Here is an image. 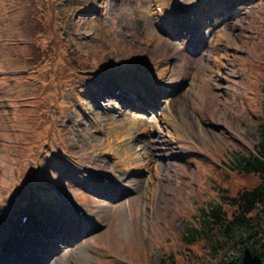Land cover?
I'll return each instance as SVG.
<instances>
[{
  "label": "rangeland",
  "instance_id": "rangeland-1",
  "mask_svg": "<svg viewBox=\"0 0 264 264\" xmlns=\"http://www.w3.org/2000/svg\"><path fill=\"white\" fill-rule=\"evenodd\" d=\"M180 2L184 7L189 6L188 11H194L195 7L201 10V14H194L197 17L192 20L200 29V32H196L198 37L208 34L212 38L216 34L218 39L222 34L218 49L213 51L209 44L204 43L202 63L195 73L198 78L197 83H200L199 78L204 80L203 76L209 75V67L213 69L216 66L215 61L222 65L209 85L204 80L202 103L194 94L193 99H182L176 105H172L171 111L167 110V114H171L175 123L172 127H177V130H169L172 135L175 133L180 135L177 136L178 140L167 134L160 121L162 118L160 111L164 105L171 102L172 98L177 96L184 98L186 94H192L190 88L194 79V70L190 71V76L187 74V79L182 80L176 90L163 99L165 103L152 100L135 102L136 105H145L154 109L152 111L149 108L153 113L146 111L142 113L154 117L159 122L168 140L166 144L168 149L165 152L156 149L163 159L159 178L155 175L153 167L155 164L152 161L151 166L148 165L147 168L142 159L135 158L139 161H133L131 167H125L132 170L125 175L119 164H116L118 160L114 159L113 153L103 154L99 148L92 147V144H95L92 143L94 138L98 140L108 138V132L104 134V130L108 131L110 122L116 120L114 124H118L119 120H123L120 112L125 109L121 100L110 95V93L115 94L114 86L105 85L104 82L94 84V80L105 75L107 76L105 81L114 78L117 80V86H121L122 89L132 87L145 94L144 87L150 88V81L145 79L144 82L142 78L140 80L142 86H140L139 82L131 83L121 77H130L128 73L131 72L142 77L144 73L149 77L154 73L150 80L153 81L152 85H155V88L160 90L171 87L175 75L170 69H177L178 57L170 55L167 58L163 54L152 52L153 42L167 36L156 28H153V33L147 32L142 23L144 19L140 15L145 9L151 16L155 15L157 9L168 12L176 5L175 0H118L117 2L38 0L42 17L47 15L49 20L58 17L62 19L59 21L60 34L68 38L73 53L84 56L85 64L90 63L94 66L91 68L103 64L107 67L101 68L96 73L82 72L83 75L91 72L90 74L94 76L79 79L77 84L79 88L67 92L63 90L61 94H57L59 101L54 104L55 106L53 105L51 114L55 126L61 130L65 138L59 145L67 152L64 153L60 149H56L57 152L50 150L49 143L46 147L42 146L43 149H47L49 156L45 164L38 166L37 172L34 166L30 165V161L33 160L30 151L36 144V140H32L30 135L35 136L41 130L42 124L36 121L39 107L46 99L53 98L57 93L54 82L58 77L53 78V74L48 72L44 64L35 69L39 72V76L35 75L38 82L36 85L33 81L24 82V78L20 76L11 77L12 74L25 73V71L11 70L26 66L22 55L26 54L25 50L27 45H30L29 42L35 41L36 38L22 31L23 26L26 29L21 22L24 21L25 5L29 0H8V5L7 0H0L2 15L0 16V78L3 76L5 77L1 79L6 78L0 82V174L10 175L7 177L9 182L11 181L10 187L15 183H20L22 186L13 192L3 183L0 184V195L6 198L5 201L0 202L1 207L5 209H0V212L7 214V229H13V225H17L22 215L18 212L22 197H27L30 203L32 200L38 202V210L30 217L28 226L32 222L35 227H46L39 222L45 221L48 213H58L62 207L57 193L64 198L67 194L69 201L78 202L79 206L85 205L95 210L99 218V223L91 225L86 235L82 236L85 239L77 240L72 246L74 253L70 256L78 254L80 250H87L90 257L85 264H148L149 261L150 264H154V259L155 264H160L163 253L172 248L171 236L184 230L190 217L193 219V214L197 212V206L219 199L217 188L224 187L236 193L238 189L251 187L257 181L251 175L228 171L224 161H227L232 151H248L260 141L257 126L261 123V103L264 100V0H231L230 8L224 9L225 11L220 10L217 15V18L221 16L222 20L214 21L211 18V23L205 22L204 17L207 15L204 12L211 8H222V0H217V3L212 0H180ZM180 24H183L182 21ZM56 33L57 29H53L49 36V39H54V43L49 44L51 46L56 43ZM80 33L88 37L85 38ZM13 37H17V40L23 39L27 45L15 43L12 47L10 44L7 47V38H9L8 43H11ZM41 50H44V46ZM153 68H156L155 72ZM163 71L165 75L161 76L162 81L157 77L155 79V75ZM91 86L96 89L94 90L96 96L109 92L106 96H97L98 108H101V111L89 100L90 95H93L90 93ZM138 87L140 89H137ZM34 97H36L34 104L30 103L26 106L29 99ZM154 100H158V97ZM86 101L90 102L87 106H85ZM65 104L68 108L60 109V105ZM103 109L109 113V116L114 115L111 116L114 120L105 119L98 125L92 115L97 111L103 115ZM32 111L37 115L33 114L28 118L30 126L26 127L23 119ZM134 113L142 114L140 111H130L131 115ZM59 117H63L61 119L63 122L57 120ZM68 120L70 125H66L71 127L63 129L62 125ZM27 133L28 140H26ZM136 135L140 138H150L143 131ZM56 139L57 133H54L51 141L55 144ZM153 139L155 142L160 140L157 137ZM7 142L12 145L7 147ZM156 146L162 148L165 145L156 143ZM23 150L30 152L22 157L32 169H26L27 173L24 171L28 180L16 176L20 170L17 167L22 159L11 158L15 154L21 156ZM99 161L101 164L97 165ZM85 171L93 175L101 173L99 175L107 183L113 179L110 188L109 186L100 188L98 185L100 182H93L91 186L79 183L78 178L84 175ZM31 174L32 178L39 176V179L35 178L33 185L24 186L25 182L31 181ZM116 176L125 187L120 188L115 184ZM46 181L58 185L65 194L44 193L48 201L46 203L38 194L44 188L47 191L52 189ZM88 182H91L90 179ZM137 182H140L138 189L135 188ZM112 188L121 189L124 192L123 197L118 198ZM3 192H7V195ZM1 196L0 200L3 198ZM132 198L135 200L129 204L128 200ZM103 205L108 207L103 208ZM99 207H102L101 211ZM52 220L53 223L49 224L47 221L46 225H54L55 219ZM38 241L43 243L42 239ZM62 263L65 264L64 261ZM68 263L73 264L72 261Z\"/></svg>",
  "mask_w": 264,
  "mask_h": 264
},
{
  "label": "bare ground",
  "instance_id": "bare-ground-1",
  "mask_svg": "<svg viewBox=\"0 0 264 264\" xmlns=\"http://www.w3.org/2000/svg\"><path fill=\"white\" fill-rule=\"evenodd\" d=\"M214 3H217V0L213 1ZM225 2V0L223 1ZM176 3V9L172 10V12L170 13V19L166 20L163 19L159 20L156 19L155 15L151 16L150 12L147 11L146 9L141 13L140 17L144 19V25H145V29L147 32H152L153 33V28L156 27L158 28L159 31H164V32H168L171 33L170 30L172 29H177L172 27V23H178L180 19L182 18H186L185 16V8L182 6V4H180V0H175ZM210 11L206 12L209 15H213L215 14L214 11H211V9H209ZM141 12V10H140ZM189 14H193L192 12ZM189 18V16H188ZM187 20V19H185ZM192 30L190 31L192 34L195 33V27H191ZM170 29V30H169ZM81 34V33H80ZM82 36H84L85 38L88 37L85 34H81ZM217 37V36H216ZM213 38L209 39V37L207 35L203 36L200 40H204L206 42H208L210 45L213 46L214 50L218 49V45H219V40L222 38V34L220 35V38ZM151 41L153 42V40L151 39ZM190 42V39L188 38H183L180 41H175L173 40V38H165V39H159L157 40L155 43L153 42V49L152 52L155 54H163L165 55V57L168 58V56L170 55H174L176 57H178L179 62L176 66V70L174 69H170L171 72H173V74L175 75L172 79V85L171 87H168L166 89L161 88L160 90H154L152 89V94H149L148 92V88L145 86L144 88H146V91L148 92L147 94L149 95H154L158 98H163V97H167L171 94L172 91L177 89V86L180 85L181 81L184 79H187V74L190 76V71L194 70V79L192 80L191 83V92L192 94H186L184 98L182 97H174L172 98L169 104H166L162 107L160 113L161 116H163L162 118H160L161 122L163 123V127L167 130V134L171 135V138H177L178 135L177 133H175L174 135H172L171 130L169 129H174L177 130V127L175 126L174 128L172 126L175 125V123H173V119L172 116H170L171 114H167V110L170 109V111L172 110V105H176L179 101H181L182 99L185 100H189V99H193V95L195 94L196 97L199 99L200 103L203 102L204 100V92H203V87L205 86L204 84V80L205 82H207V84L209 85L210 81L215 79L216 74L218 73V68L222 65L220 63H218L217 61H215L214 63H216V66L212 69L211 66L209 67V75L208 76H203L204 80H202V78H199L200 83H197V75L195 73L198 72V67L200 66V64L202 63V52L199 49L198 45L195 48L196 49V53H189L187 52V45ZM213 66V65H212ZM154 72L156 70V68H153ZM206 71V70H205ZM165 72L163 71L161 74L159 75H155V77H161L164 76ZM128 76L130 77H121V79H125L127 81H130L131 83L134 82H139L141 83L140 86H142V82L140 81L142 78L151 81L150 77L154 76V73L150 74V77L148 76V74L146 75L144 73V76L142 77L141 75H137L134 72L128 73ZM133 76V77H132ZM104 77H99L98 81H103ZM129 79V80H128ZM152 84V83H150ZM137 93V92H136ZM144 94L142 95L141 93V97L143 100H150L149 95ZM127 95V94H126ZM93 98V100L89 99L91 102L96 104V109H99L101 111V108H98V102H97V98H95V96H91ZM124 100L122 101V103L124 105L129 106V104L126 101H131L129 97L125 96L123 98ZM88 104H90V102L86 101L85 102V106H87ZM133 108H136L134 105H132ZM169 106V108H168ZM149 108H144V110L146 112L149 111ZM100 111L94 112V115H92V117H94V119L96 120V123L98 125L102 124L103 120H114V115L109 116V113L103 109V115H100ZM152 111H154V109H152ZM159 114V113H158ZM157 114V115H158ZM160 116V117H161ZM148 117V116H146ZM146 117H140L138 115H129V112H126L125 114V118L123 120H119L118 124H114V121H112V123L110 122L111 126L109 127L108 131L104 130V134H106L107 132V139H96L94 138V136L90 135L93 139V142H95V144H92L93 148H99V150L104 153V152H110V151H115V157L118 159V163L120 164L121 168H122V172L124 174L131 172L132 170H128L125 167H131L133 164V161H139L135 158H140L142 159L144 163V165L146 164V167L148 168V165L151 166V161L154 162V168H155V175L157 177H161V173H162V158L159 156L161 154H158L156 152V149H160L161 151L165 152V150H167L168 148L166 147V144L168 143L167 137L166 135L163 133L161 126L158 124L159 122L156 121V119L154 117H149L151 118L150 120H148ZM213 117V116H212ZM175 122V121H174ZM73 124V123H72ZM174 124V125H173ZM201 128L199 127V130ZM141 131L147 133V135L150 136L149 137H145V138H140L138 135ZM203 130L201 129V132ZM146 135V136H147ZM154 137L159 138L160 140H158L157 142H155V140L153 139ZM140 139V140H138ZM136 141H139V143H136ZM156 143L160 144V145H165L162 148H158L159 146H156ZM101 161H99L98 164H100ZM86 176L80 177L79 178V182L82 184H89L86 179H84V177H90L92 180L93 179H97V180H101V177L99 174H89L87 171L85 172ZM117 184L120 186V188L125 187L124 184L122 182L117 181ZM4 183H6L7 185L10 184L11 182H9V180L4 181ZM99 187L101 188L103 185H106L105 183L103 184L102 182L98 183ZM140 182L136 183V189L139 188ZM109 186L110 185H106ZM116 194V196L122 197L124 195V192L121 189H116V188H112ZM135 200V198H132L130 200H128V203L131 204L133 201ZM21 205L20 208L18 209L19 212H22L24 215L21 217L19 223L17 224V226L14 229H7V214L0 212V245H2L6 240H9L11 243H14L13 241V235L15 234V230H17V228H21V225H24V229H28L27 232H24L23 230H21V238L24 240V242L27 244V248H30L31 246L35 245V243H33V241H31V231L33 229V223L31 222L30 225H25V223H22L23 217L25 215H32L35 213V211L37 210V204L34 206L33 204H31L26 198H21L20 200ZM63 206H68L70 207V211L74 214L73 216H69V214L67 213H63L62 211L59 212V215L61 217L66 216V219L70 220L71 222H73L74 224L78 225V228L80 230V232L78 231L77 228L73 229V234H69L68 237L66 238H62L60 236H56V237H49L48 234H52L54 232H57L60 229V226H50V225H46V227H36L38 232L32 236L33 239L35 240H43V243H37L36 246V252H32L31 255H29V257H31V261L30 262H24L22 260H20V254L19 252H17V250L13 251H7V254L10 256L8 257H4L0 260V264H63L62 262L64 261L65 264H70L68 263L69 261H72V263L74 264H85L86 261L89 260V253L87 250L85 251H79L78 254L72 255L70 256L72 253H74V250H72V246L74 244H76V241L78 240V235L82 234V232L89 230V226L91 225H97V223H99V218L96 217L97 216V212L92 211L90 208H86L88 210V212L91 213V215L89 213H84L82 216L78 214V212L74 213L75 211L79 210V209H83V208H76V205L71 204L69 202L68 199H65ZM108 205H103V208H107ZM0 209L5 210L1 207L0 204ZM135 215V214H134ZM136 216V215H135ZM49 220V224L53 223L54 221L51 219V215L48 216ZM29 222V220L27 221V223ZM47 228L50 230L49 232H47ZM53 241H55L56 243H53ZM70 256V257H69ZM72 257V258H71Z\"/></svg>",
  "mask_w": 264,
  "mask_h": 264
},
{
  "label": "trees",
  "instance_id": "trees-1",
  "mask_svg": "<svg viewBox=\"0 0 264 264\" xmlns=\"http://www.w3.org/2000/svg\"><path fill=\"white\" fill-rule=\"evenodd\" d=\"M28 8L34 23L30 34L53 26L41 16L38 0ZM259 132L261 140L253 148L232 151L226 161L233 172L257 181L236 193L217 188L219 199L197 207L195 219L178 236L183 250L164 253L161 264H264V122Z\"/></svg>",
  "mask_w": 264,
  "mask_h": 264
}]
</instances>
